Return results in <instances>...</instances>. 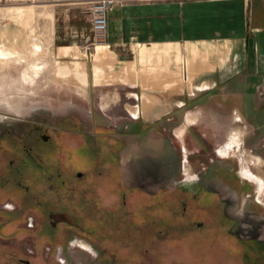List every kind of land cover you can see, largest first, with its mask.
Instances as JSON below:
<instances>
[{"label": "flooded vegetation", "instance_id": "flooded-vegetation-1", "mask_svg": "<svg viewBox=\"0 0 264 264\" xmlns=\"http://www.w3.org/2000/svg\"><path fill=\"white\" fill-rule=\"evenodd\" d=\"M54 128L35 117H0V249L25 254L18 258L27 264L30 255L40 256L35 264H189L186 244L226 237L228 264H264V216L236 208L234 190L208 171L183 178L169 199L160 170L144 164L136 177L130 165L125 179L103 165L102 153V166L90 167L95 177L77 170V181L57 155Z\"/></svg>", "mask_w": 264, "mask_h": 264}, {"label": "crops", "instance_id": "crops-1", "mask_svg": "<svg viewBox=\"0 0 264 264\" xmlns=\"http://www.w3.org/2000/svg\"><path fill=\"white\" fill-rule=\"evenodd\" d=\"M95 51L105 68L94 83L99 108L106 111L114 99L122 104L118 113L104 114L121 136L139 135L135 148L169 158L185 149L192 167L204 169L227 156L237 113L250 126L245 145L264 158V0L117 4ZM22 255L0 249V264H27ZM38 257L30 255L31 263Z\"/></svg>", "mask_w": 264, "mask_h": 264}, {"label": "rangeland", "instance_id": "rangeland-1", "mask_svg": "<svg viewBox=\"0 0 264 264\" xmlns=\"http://www.w3.org/2000/svg\"><path fill=\"white\" fill-rule=\"evenodd\" d=\"M92 1L0 0V117H35L51 123L61 141L57 155L73 168L71 173L77 181V170L86 171L89 178L95 177L90 167L102 166L103 153V165H114L125 179L129 178L130 165H134L136 177L144 164L153 171L160 170L166 177L168 197L174 198L178 183L197 173L191 154L182 149L171 158L153 157V152L135 148V137L139 135L121 136L119 126L104 114L121 111L120 102L111 100L106 111L99 108L101 90L94 83L100 80L105 68L95 59V47L103 43L105 35L95 36L89 12ZM130 1L148 0H115L112 7ZM86 60L93 64L90 76ZM233 114L240 125L232 126L227 135V156L210 160L206 163L209 168L202 171H208L205 175L211 180L234 190L239 200L236 208L247 205L259 212L258 217L264 216V158L255 157L256 153L245 145L250 126L239 114ZM123 144L128 147L124 152ZM246 169L251 177L244 174ZM208 242L196 247L186 244L182 257L189 264H228L232 260L228 252L227 258L224 254L226 237H213V242ZM194 248L200 254L198 259L192 254Z\"/></svg>", "mask_w": 264, "mask_h": 264}, {"label": "built area", "instance_id": "built-area-1", "mask_svg": "<svg viewBox=\"0 0 264 264\" xmlns=\"http://www.w3.org/2000/svg\"><path fill=\"white\" fill-rule=\"evenodd\" d=\"M114 2L115 0H93L92 4L89 6L93 30L97 38H102L105 35L107 12Z\"/></svg>", "mask_w": 264, "mask_h": 264}, {"label": "bare ground", "instance_id": "bare-ground-1", "mask_svg": "<svg viewBox=\"0 0 264 264\" xmlns=\"http://www.w3.org/2000/svg\"><path fill=\"white\" fill-rule=\"evenodd\" d=\"M89 55H91V53H90ZM90 84L92 85V83H90ZM17 99H18L19 101L21 100V98H19V97H18ZM6 100H7V101H6L7 103L12 104V102H11L10 99H7V98H6ZM244 171H245V172H244ZM244 171H243L244 174L249 175V176L251 177V172H250L248 169H246V170H244Z\"/></svg>", "mask_w": 264, "mask_h": 264}]
</instances>
